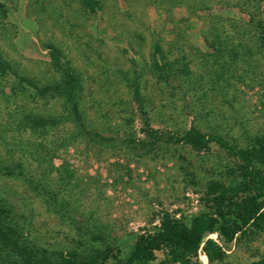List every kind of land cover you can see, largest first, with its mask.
I'll return each mask as SVG.
<instances>
[{"label":"rangeland","instance_id":"obj_1","mask_svg":"<svg viewBox=\"0 0 264 264\" xmlns=\"http://www.w3.org/2000/svg\"><path fill=\"white\" fill-rule=\"evenodd\" d=\"M98 1L90 12L77 0H0L2 58L42 85L58 78L47 47L60 49L82 80L85 127L110 139L73 138L69 122L30 131L22 115H60L61 100L36 96L25 83L24 92L12 73L0 75V164L15 169L0 172V202L44 248L73 247L98 228L124 257L162 212L185 221L203 208L210 181L237 177V159L214 142L196 153L148 138L133 85L152 129L180 133L194 125L246 147L264 133V47L254 28L264 21V0ZM155 45L172 63L166 79L153 65L162 63ZM226 253L214 264L264 259V232L238 238Z\"/></svg>","mask_w":264,"mask_h":264},{"label":"trees","instance_id":"obj_2","mask_svg":"<svg viewBox=\"0 0 264 264\" xmlns=\"http://www.w3.org/2000/svg\"><path fill=\"white\" fill-rule=\"evenodd\" d=\"M77 1L90 12L100 9L98 0ZM254 28L259 32L260 45L264 47V21H258ZM47 48L58 78L42 85L18 75L0 55V75L12 73L19 85L25 83L41 98H59L64 108L60 115L25 113L21 123L32 132L45 133L69 122L77 128L73 138L80 136L95 144L106 145L110 139L86 128L83 122L79 102L83 87L79 73L60 49L52 45ZM155 51L161 55L162 63L153 61V65L166 79L172 63L165 61L158 45H155ZM231 57H237L233 50ZM22 90L27 91L24 85ZM133 95L143 117V132L148 138L154 142L187 145L196 153L208 151L210 143L214 142L237 159L236 168L232 170L237 172L236 179L228 184L210 181L202 197L203 208L185 221L162 212L158 224L135 236L131 251L124 257L120 256L118 248L105 242L104 234L97 227L92 231L86 229L89 239L73 247L44 248L27 238L13 220L9 208L0 202V264H201V255L206 257L208 264H214L225 259L227 247L238 238L264 232V133L250 137L246 147H239L219 135L202 132L194 125L180 133H160L149 125L137 85H133ZM16 166L18 174L23 176L22 167ZM0 172L14 175L15 169L13 165L0 164ZM79 225L74 224V228L82 234L84 228ZM212 234L216 239L208 237ZM252 264H264V259Z\"/></svg>","mask_w":264,"mask_h":264}]
</instances>
